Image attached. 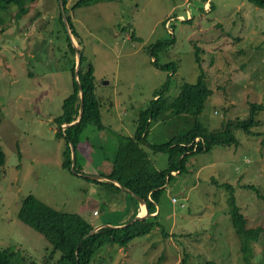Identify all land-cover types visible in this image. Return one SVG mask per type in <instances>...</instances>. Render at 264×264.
I'll return each instance as SVG.
<instances>
[{"label": "rangeland", "instance_id": "1", "mask_svg": "<svg viewBox=\"0 0 264 264\" xmlns=\"http://www.w3.org/2000/svg\"><path fill=\"white\" fill-rule=\"evenodd\" d=\"M75 1L67 0L65 14L86 62L93 65L102 123L100 130L92 125L84 130L93 154L81 153V173L110 169L118 143L133 136L139 111L168 77V99L184 83L197 81L201 69L195 48L213 90L199 120L219 141L209 152L190 157L189 172L172 177L161 194L157 221L168 238L153 228L125 248L105 246L92 264H184L185 259L187 264H248V253L249 264H264V232L244 248L229 203L231 195L247 228L264 227V110L252 128L258 136L232 125L250 116L249 102L264 104V8L249 0H101L72 9ZM17 10L11 8L0 24V146L5 155L0 250L21 251L44 264L52 245L29 207L46 205L93 224L120 223L127 212L106 202L121 193L62 167L65 143L56 137L55 118L72 90L63 67L65 33L57 0H36L19 21ZM158 42L164 45L155 59L174 62L172 76L151 63L149 48ZM229 122L234 144H228L224 130ZM185 126L181 117L160 119L151 125L147 141L160 145ZM147 153L157 169L165 167V154ZM102 154L107 162L101 163ZM29 195L35 200L25 205Z\"/></svg>", "mask_w": 264, "mask_h": 264}, {"label": "trees", "instance_id": "2", "mask_svg": "<svg viewBox=\"0 0 264 264\" xmlns=\"http://www.w3.org/2000/svg\"><path fill=\"white\" fill-rule=\"evenodd\" d=\"M35 1L36 0H0V24L6 22L5 20H7V18L5 19L4 15H9L10 12H13L11 11V8L14 6L18 8L15 13V19L16 21H19L29 12L30 5ZM98 1L101 0H76L72 4V9L90 5ZM249 1L258 7L264 8V0ZM57 3L59 4V0H57ZM63 3L66 12L67 0H63ZM66 20L74 39L78 42L77 32L74 28L72 19L66 15ZM59 21L65 33V47L62 58L66 62V65L63 67L70 73L72 91L63 99L61 113L55 118L57 124L56 137L58 139H63L65 143V148L62 152V167L71 172V151L69 147V144H71L75 151V171L81 173V164L83 163L81 153L85 150V144L83 143L86 142L83 138L84 130L87 125H92L100 130L102 123L98 102L96 100L97 98L95 96L93 65L90 62H86L82 50L80 49L81 44L78 42V50L81 55V66L77 83L74 75L76 62L75 49L72 46L68 32L65 28L60 5ZM2 30L4 31L3 28H0V32ZM163 45L162 42H158L149 48L150 56L154 59L151 63L156 68L169 72V76H172L176 71V64L174 62L159 63L155 59L156 51ZM199 52L200 50L195 48V61L199 64L201 69L197 81L195 83H184L181 85L178 94L172 99H168L165 95L171 84L170 78L168 77L161 87L154 91L153 98L149 101L148 106L139 111L133 136L124 137L120 143H118V147L115 150V156L111 160L112 167L110 171L105 172L100 168L97 169L96 174L118 180L136 196L144 199L151 214L155 213L161 194L172 177L189 172L187 168L189 158L196 154L209 152L214 144L219 143L218 140L212 138L210 130L199 120V114L204 108L205 101H207L213 92L209 86L207 74H205L202 69ZM78 84L82 88V97L84 101V109L81 119L78 123L63 128V124L70 123L77 118L80 106ZM249 108L250 116L247 119L235 120L232 122V125L241 127L248 135L258 136V134L254 133L252 128L257 122H259L256 120V115L264 110V104L249 102ZM175 117H181V120H183L186 125L180 133L160 145L150 144L147 141L149 129L153 122L163 118ZM230 123L231 122L228 123V126H226L224 130L228 133V144H234L235 137L231 131ZM146 150L152 154H165V167L157 169L150 160L149 153H147L148 151L146 152ZM100 157L101 163L107 162V158L104 154ZM4 162L5 155L0 146V178L3 172ZM73 174L78 175L76 173ZM84 178L90 182L102 184L112 189V191L116 190V192L124 195V198L121 194L116 195L114 198L108 197L106 202L113 206L111 207L112 209L119 207L122 211H128L126 218L120 223L112 221L103 223L122 225L139 213V201L136 197L128 194L113 181ZM220 186L228 187L227 183H222ZM243 187L257 190L256 186L251 184H244ZM34 200V196L29 195L26 199L25 205H28L29 202H34ZM113 201H116L117 204L114 205ZM231 201L233 203H231ZM229 203L233 209V226L243 234L241 242L245 248V244H248L250 240L257 241L259 239V234L264 232V227L259 226L256 230H250V228H247L246 216L240 211L239 207L234 204V197L231 195ZM28 211L38 219V222L41 224L39 226L40 230L45 233V236L52 245V252L46 256L44 264H50L52 261L55 262L58 254L56 264H92L98 251L105 246L118 245L121 248H125L135 238L150 234L153 228H158L163 238L169 237L168 232H165L162 225L157 221L160 212L144 220L134 221L122 228L103 226L99 228L97 232L86 237L92 228L99 223L93 224L84 220L78 214L58 212L46 205H39L36 209L29 207ZM249 254L250 253L244 255V259L248 264L250 263L248 258ZM183 263L187 264L186 259ZM0 264L37 263L27 256L25 257L21 251L2 249L0 250ZM203 264L219 263L205 261Z\"/></svg>", "mask_w": 264, "mask_h": 264}, {"label": "water", "instance_id": "3", "mask_svg": "<svg viewBox=\"0 0 264 264\" xmlns=\"http://www.w3.org/2000/svg\"><path fill=\"white\" fill-rule=\"evenodd\" d=\"M59 5H60V9H61V14H62V19L64 21V25H65V28L68 32V36L71 40V43H72V46L74 47L75 49V55H76V62H75V70H74V75H75V79L78 83V74H79V69H80V53H79V50H78V47L74 41V37H73V34L71 32V29L69 27V24L66 20V14H65V10H64V3H63V0H59ZM78 87H79V95H80V106H79V110H78V115H77V118L70 122V123H66V124H63L62 127L63 128H66L67 126H70V125H73V124H76L79 122V120L81 119V116H82V113H83V109H84V101H83V97H82V88L81 86L78 84ZM70 151H71V171L73 173H76L80 176H83V177H86V178H90V179H94V180H107V181H113L115 184H117L118 186H120L123 190H125L128 194L132 195V196H135L136 199L139 201V203L144 207V210L143 212H140L138 213L136 216H134L133 218H131L130 220H128L127 222H125V224H122V225H111V224H107V223H101V224H97L95 225L92 230L86 235L87 236H90L91 234L97 232L99 230V228L103 227V226H107V227H113V228H122V227H125L129 224H131L132 222L134 221H141V220H144L150 216H153L154 214H151L149 212V209H148V206H147V203L144 199L136 196L131 190L127 189L125 187V185H123L122 183H120L118 180L116 179H113V178H108V177H104V176H101V175H85L83 173H78L75 171V151H74V147L70 144Z\"/></svg>", "mask_w": 264, "mask_h": 264}, {"label": "crops", "instance_id": "4", "mask_svg": "<svg viewBox=\"0 0 264 264\" xmlns=\"http://www.w3.org/2000/svg\"><path fill=\"white\" fill-rule=\"evenodd\" d=\"M83 144H85V150L82 152V154L83 155H87V153H90L91 155L93 154V152H92V149H91V146H88L87 145V142H85V143H83ZM82 145V144H81ZM88 146V147H87ZM93 151H95V150H93ZM89 158V157H88ZM102 163H104V162H102ZM111 164V163H110ZM101 165V164H100ZM111 167H112V165H110V169H111ZM101 169V168H100ZM110 169H108V170H105V172L106 171H110ZM102 170V169H101ZM113 204L114 205H116L117 204V202L116 201H113ZM128 212V211H127ZM140 212H143V206L139 203V213ZM159 212V208H158V206L156 207V211H155V213H153V214H156V213H158ZM103 223V222H102ZM99 224H101V223H99Z\"/></svg>", "mask_w": 264, "mask_h": 264}, {"label": "built area", "instance_id": "5", "mask_svg": "<svg viewBox=\"0 0 264 264\" xmlns=\"http://www.w3.org/2000/svg\"><path fill=\"white\" fill-rule=\"evenodd\" d=\"M173 200H175V198H173ZM95 214H97L98 212L97 211H94Z\"/></svg>", "mask_w": 264, "mask_h": 264}, {"label": "bare ground", "instance_id": "6", "mask_svg": "<svg viewBox=\"0 0 264 264\" xmlns=\"http://www.w3.org/2000/svg\"><path fill=\"white\" fill-rule=\"evenodd\" d=\"M143 210H144V207H143Z\"/></svg>", "mask_w": 264, "mask_h": 264}]
</instances>
